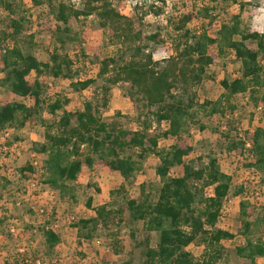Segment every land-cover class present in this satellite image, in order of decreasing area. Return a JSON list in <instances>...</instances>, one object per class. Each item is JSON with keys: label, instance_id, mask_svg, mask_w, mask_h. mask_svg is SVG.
Here are the masks:
<instances>
[{"label": "trees", "instance_id": "obj_1", "mask_svg": "<svg viewBox=\"0 0 264 264\" xmlns=\"http://www.w3.org/2000/svg\"><path fill=\"white\" fill-rule=\"evenodd\" d=\"M156 1L163 5L167 2ZM218 1L209 0L197 15L187 13L171 22L176 35L168 44L161 31L148 33L146 29L147 15L163 13L157 5L145 8L138 4L134 14L128 16L114 0H0V85L32 101L0 103V134L29 124L44 126L43 141L33 142L31 149L43 157L38 178L69 205L77 203L72 184L84 167L93 170L101 166L108 175L121 179L110 192L112 202L94 207L93 199H88L86 206L95 215L73 224L79 244L92 241L105 230L110 234L113 254L126 253L129 240L131 247L141 249L143 264H228L224 242L238 234L244 241L236 248L239 257L249 264H258V259L264 258V200H243L236 225L222 228L219 224L226 203L231 197L241 196L243 189L233 191L232 177L222 171L214 155L186 161L195 153L189 142L191 125L203 131L206 126L200 120L201 113L218 116L226 123L220 148L230 156L243 158L245 167L256 171L264 185V126L242 129L234 121L238 96L264 112V27L243 28L236 15L214 31L212 15ZM28 2L48 6L57 22L52 35L54 47L47 52L46 62L32 51L35 43L34 36L28 34L32 24ZM250 2L257 5L260 0ZM196 16L209 20L192 30L189 24ZM88 21L95 34H105L121 49L115 56L98 59L95 77L78 79L80 69L76 64L83 63L72 57L66 46L82 48L87 33L80 25ZM160 45L173 52L162 62L154 59ZM232 54L240 66L233 78L221 81L224 93L215 101H201L198 87L212 79L210 67ZM32 73L36 77L30 81ZM43 76L70 80L71 88L78 93L94 88L92 98L81 110H68L70 99L63 95L47 101L48 87L40 80ZM117 85L133 103L135 114L116 112L108 121L104 112ZM44 112L52 116L50 121L44 119ZM162 140L173 143L161 148ZM152 156L159 160V182L145 181L138 197H129L127 186L135 183ZM179 166L183 174L173 176L172 170ZM21 171L35 173L30 165ZM122 229L129 230L127 240L119 237ZM139 233L143 237L138 240ZM41 234L47 253H56L61 235L47 223ZM153 234L157 235L155 244ZM192 245L202 249L200 256L189 250ZM12 261L22 264L16 257Z\"/></svg>", "mask_w": 264, "mask_h": 264}, {"label": "rangeland", "instance_id": "obj_2", "mask_svg": "<svg viewBox=\"0 0 264 264\" xmlns=\"http://www.w3.org/2000/svg\"><path fill=\"white\" fill-rule=\"evenodd\" d=\"M250 1L219 0L218 8L212 15L213 30L216 31L222 23L231 22L236 15H239L243 28L264 27V0H260L257 5ZM114 2L121 12L128 16L134 14L133 3L138 2L145 8L150 5L162 7L163 13L160 16L151 13L145 17V23L148 33L161 31L168 44L172 43V38L176 35L170 25L171 22L187 13L193 12L197 15L198 10L204 4H209V0H194L192 3H188V0H167L164 5L156 0H114ZM28 6L32 22L28 34L34 36L35 43L32 46V51L41 61L46 62L48 61L47 52L54 47L52 35L57 22L50 13L48 6H33L31 2H28ZM208 20L196 16L189 27L192 30H197L202 25H206ZM80 27L87 33L86 42L83 43L82 48L76 44L67 45L66 51L72 57L76 56L77 61H82V65L76 64V68L80 69V75L77 78L85 79L97 75L99 70L98 59L115 56L121 48L119 45L112 44L105 34H95L89 21L84 22ZM172 53V50L160 45L154 51V59L162 62ZM239 66L240 64L235 60L233 54L224 60L218 59L217 63L209 69V75L212 79H206L198 87L200 100L215 101L219 99L224 93L220 85L221 81L225 78H233ZM35 77V73H32L28 79L32 81ZM2 78L3 74L0 73V80ZM40 80L48 87L47 101L54 99L57 95L69 97L70 104L68 107L71 110L83 108L85 101L92 98L94 88L78 93L71 88L70 80H54L47 76L40 77ZM236 99L239 102V108L236 113L238 116L234 120L237 123L235 126L242 129L264 126V112L260 108L257 109L248 105L244 96H238ZM17 101L32 102L30 99L17 97L0 85V103ZM116 112H121L123 115L135 114L133 103L124 96L121 85L114 86L111 90L110 106L104 112L105 119L112 120ZM205 115L203 112L200 116V120L206 126L205 130H200L198 125H191L190 127L189 142L193 145L195 153L186 161L200 155H214L219 159L222 171L232 177L233 191L239 188L243 189L241 196L231 197L225 205V214L220 221V226L230 228L236 225L239 205L244 200L245 187L248 193L255 191V176L248 172L249 169L245 167L243 158L230 156L220 148V134L226 127L225 120L218 116L207 117ZM43 116L46 121L52 119L48 112H44ZM44 132L45 128L41 123L29 124L20 132L22 139L26 140L21 143L25 147L29 143L27 138L29 139L30 134L28 133L43 138ZM3 141L0 134V145ZM15 142L14 137H10L9 143ZM172 143V140H162L160 147L166 148ZM27 147L21 149L20 157L15 161L10 162L5 157L0 162V231H2L0 232V264H15L12 261L13 257H16L22 264H125L126 262L143 264L141 249L136 246L131 247L129 240H127L128 229H122L119 233L120 239L127 240V252L115 255L110 248L111 237L109 232L101 230L92 241L79 244L77 230L73 228L75 222L95 215V212L86 206L89 198L93 199L94 207L113 201L110 192L121 183V179L108 175L101 166H96L93 170L84 167L78 181L72 184L76 189L77 203L69 205L60 199L57 192L43 186V184L40 185L39 172L33 166V162L37 160L41 163L43 157L39 155L36 158L32 157ZM158 163L159 160L155 156L150 157L145 162L144 170L137 175L135 183L127 186L129 197H138L140 185L143 182H159L156 175ZM28 165L33 167L35 173L21 171ZM171 174L181 176L183 167L174 168ZM211 193L212 190L209 189L208 194ZM262 200L260 199V201ZM42 209L44 210L43 213L41 212ZM73 216L76 218L75 221H72ZM46 223L47 226L52 227L61 235L62 240L56 248V253L48 254L45 248L41 229ZM234 232L237 233L236 229ZM142 237L141 233L137 234L138 240ZM156 241L157 235L153 234L152 243L155 244ZM243 243V238L238 234L233 240L224 242L229 254L228 264H249L247 260L236 254V248ZM189 250L195 256H200L202 253L201 248L193 245L189 247ZM258 264H264V258L258 259Z\"/></svg>", "mask_w": 264, "mask_h": 264}, {"label": "built area", "instance_id": "obj_3", "mask_svg": "<svg viewBox=\"0 0 264 264\" xmlns=\"http://www.w3.org/2000/svg\"><path fill=\"white\" fill-rule=\"evenodd\" d=\"M194 0H188V3H192ZM139 3H133V7L135 8L136 5H138ZM168 4H170V2L168 1ZM133 8V10H134ZM81 79V78H80ZM2 136V140H4L1 145H0V162L5 158L7 157L8 160L10 162L12 161H15L16 159H18L20 157V154H21V149H24L26 148L24 144H22L21 142H18V143H9V132H5V133H2L1 134ZM32 157L36 158L37 157V154L32 152L31 153ZM41 163H39L37 160H35L33 162V166L36 167V169L38 170V172H41ZM249 173H252L253 176H255V181L254 183L256 184L255 185V191L254 192H250L248 193V190L244 189V193H243V199L244 200H250V199H253V198H256V199H263L264 196L261 197L262 194H264V185L261 184V179H260V175L254 171L253 169H249L248 170ZM40 185L42 186V183H40ZM225 209L226 207H224L223 209V214H222V218H223V215L225 214ZM41 212L43 213L44 210L42 209ZM221 218V219H222ZM76 218L73 216L72 217V221H75Z\"/></svg>", "mask_w": 264, "mask_h": 264}, {"label": "crops", "instance_id": "obj_4", "mask_svg": "<svg viewBox=\"0 0 264 264\" xmlns=\"http://www.w3.org/2000/svg\"><path fill=\"white\" fill-rule=\"evenodd\" d=\"M69 98V97H68ZM69 104H70V102H69ZM68 104V105H69ZM68 110H71V109H69V107L67 106L66 107ZM82 108H80V109H77V110H81ZM22 130V129H21ZM21 130H15V129H10L8 132H9V134H10V136H9V141H10V137L12 138V136L14 137V139L16 140V142H22V143H24L26 140L25 139H22V136L20 135L21 133ZM28 134H30V137H29V139L27 138V141H29V143L27 144L28 145V147H27V145H26V147L27 148H29V151L32 153L33 151L31 150L32 149V143L33 142H41V141H43V138H40V137H36V136H34V134L33 133H28ZM25 140V141H24ZM84 169V168H83ZM236 198V197H235ZM229 201H230V199H229ZM219 226H220V224H219ZM221 227V226H220ZM223 228V227H222ZM226 229H228V228H226Z\"/></svg>", "mask_w": 264, "mask_h": 264}]
</instances>
